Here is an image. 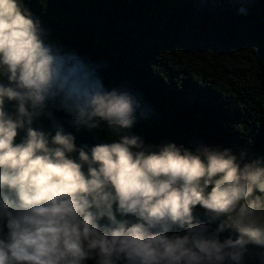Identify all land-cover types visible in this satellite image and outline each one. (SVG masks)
<instances>
[{
	"label": "clouds",
	"instance_id": "9594fccd",
	"mask_svg": "<svg viewBox=\"0 0 264 264\" xmlns=\"http://www.w3.org/2000/svg\"><path fill=\"white\" fill-rule=\"evenodd\" d=\"M148 112L0 0V264H264V156L146 144Z\"/></svg>",
	"mask_w": 264,
	"mask_h": 264
},
{
	"label": "trees",
	"instance_id": "16d2710c",
	"mask_svg": "<svg viewBox=\"0 0 264 264\" xmlns=\"http://www.w3.org/2000/svg\"><path fill=\"white\" fill-rule=\"evenodd\" d=\"M26 4L50 42L139 96L149 112L132 131L146 144L264 156V0Z\"/></svg>",
	"mask_w": 264,
	"mask_h": 264
},
{
	"label": "water",
	"instance_id": "95a60500",
	"mask_svg": "<svg viewBox=\"0 0 264 264\" xmlns=\"http://www.w3.org/2000/svg\"><path fill=\"white\" fill-rule=\"evenodd\" d=\"M41 126L43 127H47V121H41ZM77 135V143L78 144H93V143H97L100 142V140L102 138L98 137L95 134H90L88 132H84L81 131L79 133L76 134ZM195 214L198 215L201 219H204V211L200 210V209H196L195 210Z\"/></svg>",
	"mask_w": 264,
	"mask_h": 264
}]
</instances>
